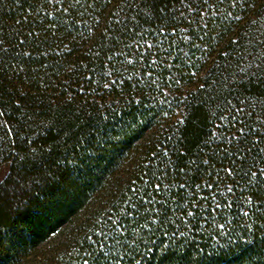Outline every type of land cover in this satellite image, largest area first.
<instances>
[{
    "label": "trees",
    "instance_id": "1",
    "mask_svg": "<svg viewBox=\"0 0 264 264\" xmlns=\"http://www.w3.org/2000/svg\"><path fill=\"white\" fill-rule=\"evenodd\" d=\"M0 264H264V0H0Z\"/></svg>",
    "mask_w": 264,
    "mask_h": 264
},
{
    "label": "rangeland",
    "instance_id": "2",
    "mask_svg": "<svg viewBox=\"0 0 264 264\" xmlns=\"http://www.w3.org/2000/svg\"><path fill=\"white\" fill-rule=\"evenodd\" d=\"M10 171V163H2L0 164V184L7 177Z\"/></svg>",
    "mask_w": 264,
    "mask_h": 264
}]
</instances>
